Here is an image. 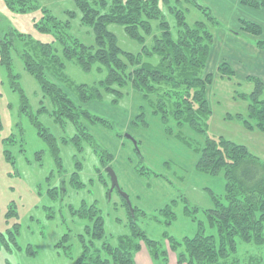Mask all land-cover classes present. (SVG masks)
Segmentation results:
<instances>
[{"label": "rangeland", "instance_id": "obj_1", "mask_svg": "<svg viewBox=\"0 0 264 264\" xmlns=\"http://www.w3.org/2000/svg\"><path fill=\"white\" fill-rule=\"evenodd\" d=\"M33 1L36 5L30 9L16 11L7 5L6 0H0L1 36L15 31L36 43H51L53 47L59 48L56 51L59 53L62 46L55 37L57 28L53 29L54 32H44L38 27L51 14L63 23L70 20L69 31L74 38L87 46L96 45L94 29L82 22L83 15L77 0ZM107 1L110 3L112 0ZM159 1L174 37H177L178 27L171 6L179 5L184 9L190 24L206 19L196 2L208 6L217 16L221 26L214 30L216 38L207 68L214 75L213 83L208 87L212 110L208 130L216 139L224 137L245 144L264 160V132L247 129L239 118V114H248L250 103L241 95L250 94L255 88L248 76H257L264 82V70L255 67V59H249L257 57L255 53L259 51L251 45L255 42L254 37H228L229 30L238 28L240 18H255L264 23L263 11H253L251 7L241 5L239 0H181V3L178 0ZM110 28L117 34L124 49L141 51L142 45L130 39L123 27L111 24ZM154 32L157 33V30ZM151 44L152 39L149 38L147 45ZM224 44L228 46L225 50ZM16 47L22 48L17 41ZM11 54L12 75L1 63L0 53V264H79L84 242L88 244L92 240L96 248H102L105 241L117 245L122 236H131L129 213L135 208L149 214L139 212L137 215L139 225L152 239L163 240L165 232L180 241L185 237H194L199 230V220L204 222L206 234L218 237L217 227L209 224L204 210L214 206V194L225 195L223 175L212 176L197 171L199 154L178 139L175 133L172 135L166 132L160 116L152 114L140 92L131 89L130 94L117 104L111 103L113 97H108L88 106L92 114L113 119L115 129L125 133L123 138L100 124H89L81 120L97 144L114 155L109 166L114 169L120 187L110 191L111 177L94 145L83 139L78 145L75 140L76 135L80 134L77 127L70 120H56L53 103L44 95L37 78L25 68L17 51L12 49ZM223 59L233 63L236 70L234 77L228 78L217 71ZM63 60L66 63L65 74L76 84H94L107 75V68L102 66L99 69L98 63L87 72L75 60ZM46 75L51 81L60 83L50 72ZM12 79L19 82L24 90L30 105L29 112L22 110L21 95L18 89L13 88ZM63 88L77 101L76 93ZM141 105L146 111L149 126L134 130L130 122L140 111ZM34 120H38L55 136L62 168L56 165L53 153L40 135ZM171 124L175 127L174 121ZM182 132L189 139L203 145L204 138L187 125ZM127 133L140 141L139 152L145 165L167 176L171 182L161 177L148 178L136 171L139 154L135 144L126 137ZM56 187L59 190L55 196L53 190ZM123 193L128 195L131 206L126 204ZM182 196L200 208L197 220L186 213V203ZM176 198L179 199L175 206L177 217L171 224L166 225L150 216ZM93 205L103 220V238L88 233L86 226L94 227V223L89 217L79 215L83 208L89 209ZM166 243L169 259H177L176 253ZM228 262L264 264V245L258 246L239 239L238 252ZM111 264L117 263L111 260Z\"/></svg>", "mask_w": 264, "mask_h": 264}, {"label": "trees", "instance_id": "obj_2", "mask_svg": "<svg viewBox=\"0 0 264 264\" xmlns=\"http://www.w3.org/2000/svg\"><path fill=\"white\" fill-rule=\"evenodd\" d=\"M180 1L178 0L179 3ZM77 2L83 15L82 22L94 29L96 45L87 46L78 38H74L69 31L70 20L63 23L48 14L47 20L42 21L38 27L44 32L57 28V33L53 32L62 46V53H57L59 48L53 47L51 43H36L15 31L5 36L0 35L1 63L10 74L12 75L13 71L11 51L14 49L22 58L25 68L37 78L44 95L51 99L56 120L67 119L73 122L80 133L75 139L78 145L82 139L91 142L107 168L114 159L113 153L97 144L87 125L83 126L81 120H86L89 124H100L123 138L125 133L115 129L113 119L92 114L88 106L108 97H113L111 103L117 104L133 89L142 94L143 101L150 107L152 114L160 116L167 133H175L178 139L199 154L197 171L212 176L223 175L225 179V195L214 194V206L204 210L209 224L217 227L218 237L206 234L204 222L199 220V230L194 237H185L180 241L165 232L163 240L152 239L139 225L137 215L139 212L143 215L149 214L135 208L129 213L131 236H122L117 245L105 241L102 248H96L92 240L88 244L84 242L79 264H111V260L117 264H136L135 255L143 246L147 248L154 264H169L166 241L176 253L179 264H230L229 258L238 252L239 239L258 246L264 245V160L245 144L224 137L216 139L208 130L212 113L208 87L212 85L214 75L207 71V68L216 38L214 30L221 26L211 8L196 2L206 19L190 24L184 9L179 5L171 6L178 27L177 37H174L159 0ZM6 3L16 11H26L36 5L33 0H6ZM240 4L258 10L264 9V0H240ZM111 24L123 27L130 39L142 45L141 51L124 49L117 34L111 30ZM156 30L157 33L154 32ZM229 31L234 35L249 34L256 37V47L264 51V28L260 23L240 18L238 28ZM149 38L152 39L151 46L147 45ZM16 41L22 46L21 49L16 47ZM63 58L75 60L87 72L98 63L99 69L102 66L107 68V75L94 84H76L65 74L66 63ZM217 71L228 78L236 75L229 59H223L218 64ZM48 72L60 83L51 81L46 75ZM248 80L254 82L255 88L250 94L241 95L250 103L248 114H239V118L247 129L264 132V82L257 76H248ZM12 86L19 90L22 110L27 111L30 105L20 83L12 79ZM63 86L76 93L78 102ZM171 121L175 122V127ZM34 123L49 145L56 165L62 168L60 149L55 136L38 120H34ZM185 125L204 138L203 145L186 137L182 132ZM130 126L134 130L149 126L143 105L131 120ZM139 142L135 146L139 154L136 171L148 178L161 177L171 182L167 176L145 165L139 152ZM58 190L56 187L53 195H58ZM182 198L186 203V213L197 220L200 208L192 205L185 196ZM125 200L126 204H129L126 198ZM178 202V198L173 199L150 216L166 225L171 224L177 217L175 206ZM98 213V209L93 205L89 209L83 208L79 215L89 217L94 223V227L86 226L88 233L93 237L103 238V220Z\"/></svg>", "mask_w": 264, "mask_h": 264}, {"label": "crops", "instance_id": "obj_3", "mask_svg": "<svg viewBox=\"0 0 264 264\" xmlns=\"http://www.w3.org/2000/svg\"><path fill=\"white\" fill-rule=\"evenodd\" d=\"M219 8L221 9V7H219ZM252 10L253 11H263V13H264V9L258 10V9L252 8ZM252 19H253V21H256V22L260 23L262 25V27L264 28V23H262L258 19H255V18H252ZM252 19H250V20H252ZM243 35L246 36V35H249V34H243ZM249 36L250 37H253L251 35H249ZM228 37H230L232 39H234V38H236V39H239V38L242 39L240 36L238 37L237 35H234L231 32L229 33V36ZM254 39H256V37H254ZM251 45H253L257 49V51H259V52L255 53V56H257V57H254L253 56V57H250L249 59H255V67L256 68H259V69L261 68L262 70H264V54H262V51L263 50L257 48L256 45H255V42H254V44H251ZM227 47L228 46H226L224 44L223 50H225ZM240 50H242V49L240 48ZM135 262H136V264H154V262L152 260V257H151L150 253L148 252V250H147V248L145 246H143L142 249L138 253H136V255H135ZM169 264H179V263H178V261H177L176 258H170L169 259Z\"/></svg>", "mask_w": 264, "mask_h": 264}, {"label": "water", "instance_id": "obj_4", "mask_svg": "<svg viewBox=\"0 0 264 264\" xmlns=\"http://www.w3.org/2000/svg\"><path fill=\"white\" fill-rule=\"evenodd\" d=\"M126 137L129 138L131 141H133V143L135 145H137V139L134 138V136H132L131 134L127 133L126 134ZM108 172H109V175L111 177V188H110V191H112L114 188H119L120 185H119V181H118V177L114 171V169L112 167H108L107 168ZM125 198L127 199L129 205L131 206V203H130V200H129V197L126 193H123Z\"/></svg>", "mask_w": 264, "mask_h": 264}]
</instances>
